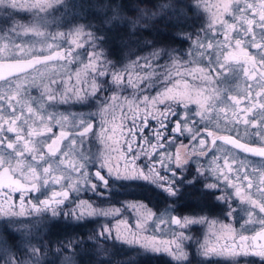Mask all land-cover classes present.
Listing matches in <instances>:
<instances>
[{
	"label": "snow or ice",
	"instance_id": "obj_1",
	"mask_svg": "<svg viewBox=\"0 0 264 264\" xmlns=\"http://www.w3.org/2000/svg\"><path fill=\"white\" fill-rule=\"evenodd\" d=\"M128 252L264 264V0H0V264Z\"/></svg>",
	"mask_w": 264,
	"mask_h": 264
},
{
	"label": "trees",
	"instance_id": "obj_2",
	"mask_svg": "<svg viewBox=\"0 0 264 264\" xmlns=\"http://www.w3.org/2000/svg\"><path fill=\"white\" fill-rule=\"evenodd\" d=\"M161 27V26H160ZM94 227L92 225H89L88 228L85 229V231H91ZM56 245L55 243L53 244V248H55ZM132 252H128V254H130ZM128 254L126 256H121L119 257V259H123V260H132L134 262H136V264H139V260L137 258L131 259L130 257H128ZM152 264H156V261H153Z\"/></svg>",
	"mask_w": 264,
	"mask_h": 264
},
{
	"label": "rangeland",
	"instance_id": "obj_3",
	"mask_svg": "<svg viewBox=\"0 0 264 264\" xmlns=\"http://www.w3.org/2000/svg\"><path fill=\"white\" fill-rule=\"evenodd\" d=\"M214 2H215V0H214ZM160 26H161V29L163 30V25L161 24ZM173 47H179V45H173ZM131 58L134 59L135 56L133 55ZM125 218L127 219V217H125ZM92 226H93L94 228L97 227V225H94V224H93ZM136 256H137V255H136L135 252H132V253L128 254V257H130L131 259L136 258ZM139 259H140V258H138V260H139Z\"/></svg>",
	"mask_w": 264,
	"mask_h": 264
},
{
	"label": "flooded vegetation",
	"instance_id": "obj_4",
	"mask_svg": "<svg viewBox=\"0 0 264 264\" xmlns=\"http://www.w3.org/2000/svg\"><path fill=\"white\" fill-rule=\"evenodd\" d=\"M33 94H35V90H34V93H33ZM222 222H223V223H230L231 221H230V220H223ZM237 227H238V225H237ZM205 230H206V229H205ZM136 258L138 259L139 257L136 256ZM257 259H258V258H257Z\"/></svg>",
	"mask_w": 264,
	"mask_h": 264
}]
</instances>
